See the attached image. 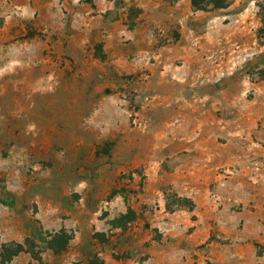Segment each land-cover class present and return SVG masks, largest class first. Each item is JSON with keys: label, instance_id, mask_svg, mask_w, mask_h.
Here are the masks:
<instances>
[{"label": "rangeland", "instance_id": "374dc122", "mask_svg": "<svg viewBox=\"0 0 264 264\" xmlns=\"http://www.w3.org/2000/svg\"><path fill=\"white\" fill-rule=\"evenodd\" d=\"M258 1L0 0L9 264H264Z\"/></svg>", "mask_w": 264, "mask_h": 264}, {"label": "trees", "instance_id": "16d2710c", "mask_svg": "<svg viewBox=\"0 0 264 264\" xmlns=\"http://www.w3.org/2000/svg\"><path fill=\"white\" fill-rule=\"evenodd\" d=\"M233 0H191V5L196 11H205L208 9L222 10L228 8L232 4ZM257 6L259 8L258 16L261 20V26L257 31V37L264 44V0H259L257 2ZM179 198V197H178ZM180 200V199H179ZM194 204L193 202L190 204L189 209L193 210ZM56 238L59 241H62L63 247L56 249L55 247H49L51 249H55L57 251L65 250L71 236L68 235L65 231L54 237V241ZM29 240L26 243H20L16 241L0 243V264H9L11 263L15 257L19 256L23 252L31 253V255L35 259H39V255L41 252L35 251V246L29 245ZM51 244V242L49 243ZM91 264H95L94 260L91 261Z\"/></svg>", "mask_w": 264, "mask_h": 264}]
</instances>
